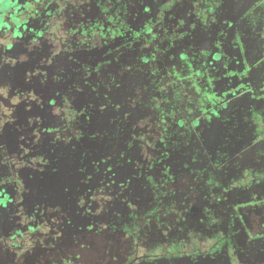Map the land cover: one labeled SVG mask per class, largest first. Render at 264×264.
<instances>
[{"label":"flooded vegetation","instance_id":"af4514ba","mask_svg":"<svg viewBox=\"0 0 264 264\" xmlns=\"http://www.w3.org/2000/svg\"><path fill=\"white\" fill-rule=\"evenodd\" d=\"M24 3L11 24L42 31L0 46V264H264V0Z\"/></svg>","mask_w":264,"mask_h":264},{"label":"trees","instance_id":"16d2710c","mask_svg":"<svg viewBox=\"0 0 264 264\" xmlns=\"http://www.w3.org/2000/svg\"><path fill=\"white\" fill-rule=\"evenodd\" d=\"M17 2H19V0H0V11L2 10L4 12L7 8L11 7L12 3H17ZM39 6L42 7L41 4H39ZM30 23L31 22L30 21L28 22V19L24 18V19H21L18 23L9 24L8 27L5 29L3 36H0V46L2 47V51L4 53V60L13 59L14 58V57H11L10 55L6 54V50L11 49V45H13V43H14L13 40H14V36L15 35L18 36V37H21L22 35L24 36L25 34L33 33V35L35 37H37L39 35V33L42 31L41 29L40 30L39 29L35 30L34 28H32L31 32H30L28 30V29H30V27H27V24H30ZM51 26H52L51 28H53V30L55 29L54 32L58 29L57 25L52 24ZM55 34L57 36H59L57 32H55ZM146 39H147V44H149L150 38L148 37ZM147 46L152 48L151 43L149 45H147ZM157 48L158 47H154V49H157ZM198 67L200 68L202 66H198ZM197 82L198 81H197L196 78H194L192 80H189V83H187V85H183L182 87H179L176 91H174V94L175 93H179V96H181V98H183V95L187 93V90H184V88H195L196 89L197 88V85H196ZM162 88L164 90L166 89L164 86H162ZM166 99L167 98H165V101H168ZM156 108H157V110L159 112H160V110L162 111V117L161 118L159 117L160 120H162V121H163V118H164V116L166 114H169V115L173 116V114L175 113L174 109H170L169 111H166V108L163 107L162 105L158 104L157 102H156ZM29 231H31L30 236L31 235H35L37 233L36 229H29ZM27 233H29V232H27ZM223 239L224 238H222V236H220V234H217L216 231L213 232V233L206 234L205 235V247L206 246L209 247L211 245L209 250L212 247L218 249L221 246V244L223 242ZM183 241L184 240H180V244L181 245H184ZM187 245H188V243H187ZM200 246H201L200 242H198L196 239H193L192 240V244L188 245V247L190 249H188L186 246L184 248L188 249V251L190 252V251H194V250H199ZM173 247H175V248L176 247H180V245L179 246L178 245L177 246L174 245ZM64 263H66V262H64Z\"/></svg>","mask_w":264,"mask_h":264},{"label":"rangeland","instance_id":"374dc122","mask_svg":"<svg viewBox=\"0 0 264 264\" xmlns=\"http://www.w3.org/2000/svg\"><path fill=\"white\" fill-rule=\"evenodd\" d=\"M28 6H26V3H24V4H22V5H19V6H17L14 10H12V9H9V10H5L4 12L1 10L0 11V28L1 27H5V26H7V24H11V23H14L16 20H18L19 19V17L20 16H23L27 11H28V9L29 8H27ZM8 9V8H7ZM2 12V13H1ZM1 30V29H0ZM19 38H21V39H23V40H26L25 38H23V37H19ZM18 40V39H17ZM232 83V82H231ZM230 83V84H231ZM1 145V144H0ZM41 186H42V183L41 184H37V183H34L33 185H32V190L33 189H37V192L39 193V192H41L40 190H38V189H40L41 188ZM33 192V191H32ZM33 194H35V193H33ZM37 194V193H36ZM36 194H35V199H36ZM36 242H37V244L34 246V247H36V246H39V247H41L42 248V234H40L39 236H38V238L36 239ZM17 252H19V250H16Z\"/></svg>","mask_w":264,"mask_h":264}]
</instances>
